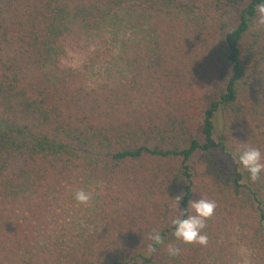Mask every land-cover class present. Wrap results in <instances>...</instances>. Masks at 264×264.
I'll return each mask as SVG.
<instances>
[{"label":"trees","instance_id":"16d2710c","mask_svg":"<svg viewBox=\"0 0 264 264\" xmlns=\"http://www.w3.org/2000/svg\"><path fill=\"white\" fill-rule=\"evenodd\" d=\"M259 2L0 0V264H264V173L235 162L264 155ZM70 35L99 44L60 71ZM179 193L216 201L206 247L172 236Z\"/></svg>","mask_w":264,"mask_h":264},{"label":"clouds","instance_id":"9594fccd","mask_svg":"<svg viewBox=\"0 0 264 264\" xmlns=\"http://www.w3.org/2000/svg\"><path fill=\"white\" fill-rule=\"evenodd\" d=\"M255 23L264 26V2L255 5ZM238 163L248 174L252 182H256L264 173V155L261 151L250 144L242 145L239 150ZM184 193L177 194L171 198L173 209L176 212L169 219V224L173 228L172 236L176 241L184 245L207 246L209 237L204 231L207 222L216 211L217 203L214 200L200 197L197 200H189L185 210L179 209L180 201ZM74 200L78 204L87 206L93 199L92 193L85 189H79L73 194ZM148 243L146 253L152 255L157 251V246H165L167 254L170 257H178L182 253V249L173 243L165 245V240L159 229H153L147 234Z\"/></svg>","mask_w":264,"mask_h":264},{"label":"rangeland","instance_id":"374dc122","mask_svg":"<svg viewBox=\"0 0 264 264\" xmlns=\"http://www.w3.org/2000/svg\"><path fill=\"white\" fill-rule=\"evenodd\" d=\"M98 40L82 35H70L63 40V51L57 58L55 64L60 71H70L80 69L89 56L95 51ZM200 156L195 157L193 163ZM229 166L232 164L229 163Z\"/></svg>","mask_w":264,"mask_h":264}]
</instances>
